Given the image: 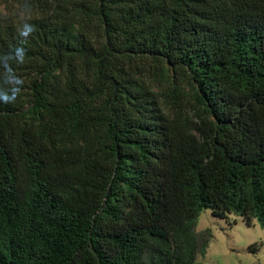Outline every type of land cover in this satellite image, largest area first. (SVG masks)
I'll return each instance as SVG.
<instances>
[{
	"label": "trees",
	"instance_id": "obj_1",
	"mask_svg": "<svg viewBox=\"0 0 264 264\" xmlns=\"http://www.w3.org/2000/svg\"><path fill=\"white\" fill-rule=\"evenodd\" d=\"M3 1L0 264H196L204 210L264 223V0Z\"/></svg>",
	"mask_w": 264,
	"mask_h": 264
},
{
	"label": "rangeland",
	"instance_id": "obj_2",
	"mask_svg": "<svg viewBox=\"0 0 264 264\" xmlns=\"http://www.w3.org/2000/svg\"><path fill=\"white\" fill-rule=\"evenodd\" d=\"M0 11L10 13L0 0ZM181 241L196 245V264H264V223L249 226L241 217H214L206 209L196 218L191 237Z\"/></svg>",
	"mask_w": 264,
	"mask_h": 264
},
{
	"label": "clouds",
	"instance_id": "obj_3",
	"mask_svg": "<svg viewBox=\"0 0 264 264\" xmlns=\"http://www.w3.org/2000/svg\"><path fill=\"white\" fill-rule=\"evenodd\" d=\"M23 28H24V31L27 33H30L33 30L32 26L27 23L24 24ZM18 56H22V55H18Z\"/></svg>",
	"mask_w": 264,
	"mask_h": 264
}]
</instances>
